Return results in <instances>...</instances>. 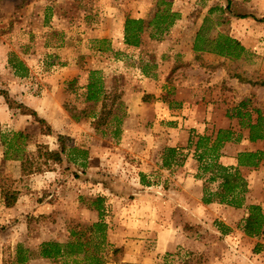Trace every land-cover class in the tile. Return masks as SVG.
Masks as SVG:
<instances>
[{
  "label": "rangeland",
  "instance_id": "rangeland-1",
  "mask_svg": "<svg viewBox=\"0 0 264 264\" xmlns=\"http://www.w3.org/2000/svg\"><path fill=\"white\" fill-rule=\"evenodd\" d=\"M129 18L142 19L144 30L136 46L124 40V25ZM220 35L238 40L244 50L236 58L206 51L218 45ZM112 44L116 45L113 49ZM17 60L26 67V73L22 69L20 75L15 73L11 65ZM91 71L96 72L91 76ZM138 75L162 76L166 82L161 97L170 98L177 90L192 104L201 100L194 106L198 116L204 103L214 104L216 124L206 125L198 134L186 124L178 148L162 147L159 140L167 136L156 130H140L131 139L133 134H127V140L121 125L134 79L143 80ZM90 79L99 82L110 96L105 98L104 108L100 106L102 94L87 99ZM241 102L252 116H256L253 108L264 115V0H0V131L20 130L27 135L20 159L6 158L0 142V264H15L19 244L30 256L25 264L66 263L37 256L41 242L64 243L71 238L72 229L94 222L80 220L76 212L72 216L66 204L73 205L74 211L83 205L99 204L104 207L101 213L106 223L108 215L119 217L112 213L111 204L105 211L106 200L112 197L76 191L84 182L102 177L115 180L116 196L122 200L117 201L116 212L125 202L140 201L142 194L135 190L140 189L136 177L141 175L143 182L149 180L166 189L178 187L179 175L189 174L203 192L216 190L218 182L209 181L211 171L198 168L195 142L198 135H215L218 129L238 131V119L233 114ZM38 106L41 110H35ZM99 110V118L90 125L81 123ZM54 113H65L71 124L66 126L67 131L53 130L49 119ZM49 128L50 139L45 133ZM242 131L248 134V129ZM58 134L67 149L63 156L67 154L72 161L40 164L44 158H33L36 145L49 143L56 145L52 150L60 149ZM235 146L227 148L226 154L222 146L221 156L231 158L229 153L235 152ZM73 147L84 150L91 160L85 165L81 156L71 151ZM247 148L264 150V141L248 143ZM101 153L111 161L102 164ZM221 156L219 162L223 164ZM29 158L33 160L31 168L40 169L19 176L21 162ZM160 159L169 165H163ZM146 161L154 165L152 170L144 165ZM226 166L237 167L247 181L245 204H259L264 212V161L256 168L237 166V160ZM8 190L21 194L23 210L4 207ZM27 196L40 204L57 203L56 212L31 211ZM215 203V217L212 211L202 214L205 224L210 222L209 228L199 224L191 230L201 237L200 250L179 245L155 264H205L212 256L239 259L243 264L263 263L264 234L248 237L239 227L247 215L246 208ZM24 223L26 232L19 229ZM220 225L233 229L230 239L225 235L228 230L223 235L213 231L212 227L218 229ZM15 233L20 241L13 238ZM134 249H139L137 244ZM123 258L121 248L107 247L104 251L105 264H139Z\"/></svg>",
  "mask_w": 264,
  "mask_h": 264
},
{
  "label": "crops",
  "instance_id": "crops-1",
  "mask_svg": "<svg viewBox=\"0 0 264 264\" xmlns=\"http://www.w3.org/2000/svg\"><path fill=\"white\" fill-rule=\"evenodd\" d=\"M115 46L116 45L112 44V49L115 48ZM141 48L142 47L140 46L137 49ZM141 76L143 77V80L138 78L134 79L135 84H133L134 87L131 88V92L129 94V104L126 112L127 115L121 125V128L124 131L123 133H126L125 137L127 140L129 137L127 134H133L130 135L129 139H131V137H136L135 133L140 130H149L150 132L156 130L163 132L167 136V139L163 138V140H159V142H162L163 144L162 147L167 146L178 148L179 146H182V141H180V132L186 124L190 129L195 128V133L197 134L203 133L206 129V125H210V123L211 127H214L213 124H216L217 120L213 111L214 104L204 103V110L200 112V115L198 116L195 113L194 106H199V104H201V100H195L192 104L188 102L182 93L177 90L171 94L170 98L161 97V94H163V87H165V85H163V82H166L164 81L165 79L162 76ZM141 76L138 75L139 78H141ZM157 83H159L160 87L157 86ZM195 103L197 104L195 105ZM207 105L209 111L206 109ZM34 108L35 110H41L39 109V106ZM100 114L101 111L94 113V115L92 114L91 117L87 116L88 118L83 120L81 123L90 125L92 121L99 118ZM204 120L206 121L204 122ZM210 120L212 122H208ZM49 122L52 124L53 130L58 132L67 131L66 126L71 125L70 120L66 118L65 113H54L52 118L49 119ZM237 127V130H239L238 124ZM241 132L242 136L236 144L227 142L223 145L222 152L225 154L228 153L227 148L229 149L232 145H236L235 152L232 154L229 153V155H232L231 158H227V156L224 155L221 156L220 160L223 164H236V160L234 158L236 155L235 153L245 150H257L247 148L248 143L252 142L249 141L247 132ZM46 136L49 139L51 138L50 134H46ZM47 145L50 149L56 148L55 144L50 146V144L47 143ZM81 158L86 165L87 161L91 160L92 156H81ZM100 158V162L102 164L111 161V159L108 160L107 156L102 155V153ZM62 159L64 162L71 161L69 157H67V154L65 157L62 156ZM163 159H160L162 164L167 161H163ZM174 163H176L175 159H173L172 164ZM145 164L148 166L149 170L154 168V165L149 163V161L144 162V165ZM167 165H169V162ZM52 173L54 174L55 172ZM19 176H21V172H19ZM82 178H84V176H82ZM143 178L144 177L142 175L141 178L138 176L136 177L137 184L140 186V189L135 191L141 192L138 193L142 194V198L139 199L140 201L136 204L134 202L123 203L119 207V212H116L117 201L122 203V200L120 199V196H116V191L113 187L115 180L111 181L109 178L102 177L101 180H94L90 183L84 182L79 188H77L76 191L80 194L85 192L89 195L93 194V196H104L106 199L107 197H112L106 200L105 211H108V204H111L112 213H117L119 217H116V215L105 216L108 223L106 235L107 242L109 244L108 247L121 248L123 250V260L136 261L139 264H155L159 257L163 254L176 251L179 248V245L185 246L186 248L189 247L192 251L200 250V246H203L201 237H199V239L197 233L194 232L193 234L191 230L199 226V224L209 226L210 222L206 225V220H202V214L205 215L209 211H212L211 213L213 217H215V201L209 203H204L202 201L203 191L196 184L193 175H179L180 181L177 183L178 187H170L166 189L163 188L161 184L155 185L149 180H145V182H143ZM89 185L91 187H89ZM20 195L21 194H17L14 204L9 207L16 206L23 210V197ZM27 201L29 202V206L33 212H56L57 210V203L52 202L49 204H40L33 198H29V196H27ZM4 207L7 208L5 205ZM66 207L67 211L71 212V214L76 212L80 220H87L91 222L99 219V211L104 208L100 207L98 209L93 206L88 207L83 205L79 207L78 211H74L72 209L73 205L66 204L65 208ZM129 207L131 209H129ZM72 216L76 215L72 214ZM224 223L228 226L231 224L230 222ZM208 226L207 228H209ZM217 227L218 229L215 226L212 227L214 232L223 235L222 233L228 230L225 232V235H227L230 239V235L233 233V229L231 230V227L228 228L225 225ZM19 229L26 232L27 224H21ZM12 236L13 238H17V241H20L18 234L15 233ZM19 236H21V233ZM55 236L56 235L54 234V237ZM136 244L138 245L139 253H136L138 250L134 249ZM261 256V261H263V263H253L251 261L250 264H264V255ZM205 264H243V261H239V259L231 260L223 257L220 258L219 256H212L211 258H208Z\"/></svg>",
  "mask_w": 264,
  "mask_h": 264
},
{
  "label": "trees",
  "instance_id": "trees-1",
  "mask_svg": "<svg viewBox=\"0 0 264 264\" xmlns=\"http://www.w3.org/2000/svg\"><path fill=\"white\" fill-rule=\"evenodd\" d=\"M144 30L142 26V19H126L124 25V40L126 44L138 45L140 33ZM221 41L218 45L206 51L217 53L226 57L236 58L239 53L244 50L241 43L230 37L229 35H220ZM17 75L22 69L27 72L26 67L20 60L11 65ZM96 71H91L94 74ZM87 92L91 93L87 99H97L98 94H103L102 107H105L106 91L99 82H90L87 85ZM92 88H94L92 90ZM237 112L233 116L237 117L239 130L235 131L232 128L218 129L213 134L198 135L195 142V155L199 163V167L203 171H211L209 181L218 182L217 189L214 191H204L202 201L209 203L217 201L229 206L239 208L245 207L247 210L246 217L243 218L239 226L244 234L248 237H257L264 234V212L259 204H245V195L248 192V185L245 178L241 175L237 167H230L223 165L219 162L221 156V148L225 142L239 141L242 136V129H248V139L251 142L257 140L264 141V115L262 111L253 108L256 116H252L250 110L245 108L244 102H241L237 108ZM46 134H51L52 131L47 129ZM58 140L61 142L60 149L52 150L47 145L37 144L36 156L33 158H44L40 163L46 165L48 161L60 163L63 159L62 156L66 151L63 144V136L58 134ZM27 135L23 131H0V142L4 146V156L6 158L20 159L21 151H24ZM174 153L175 149H169ZM9 151L11 153H9ZM73 153H78V156H85V151L73 147ZM12 152L14 154H12ZM71 152V153H72ZM32 159L24 163L21 162V174H29L38 171L40 168H31ZM237 166L256 168L262 161H264V150H245L237 153L236 156ZM72 161V160H71ZM168 161L163 162L167 165ZM28 169L25 170V167ZM17 198V191H6L4 194V204L9 207L12 206ZM96 201H100L99 198ZM96 208H100L98 204ZM71 238L64 242L55 240L43 241L39 245L37 256L48 260H64L66 263L62 264H105L104 251L108 247L107 242V223L105 222L101 211H99V219L90 223L87 226H79L78 229H72L70 232ZM27 251L22 245L17 246V254L14 259L15 264H25L30 258L25 255ZM22 252L24 254H22Z\"/></svg>",
  "mask_w": 264,
  "mask_h": 264
}]
</instances>
